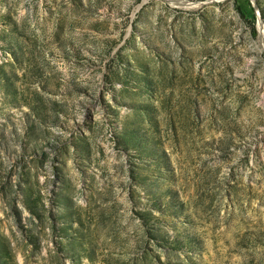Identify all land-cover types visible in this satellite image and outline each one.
Segmentation results:
<instances>
[{
	"label": "rangeland",
	"instance_id": "374dc122",
	"mask_svg": "<svg viewBox=\"0 0 264 264\" xmlns=\"http://www.w3.org/2000/svg\"><path fill=\"white\" fill-rule=\"evenodd\" d=\"M0 0V264H264V0Z\"/></svg>",
	"mask_w": 264,
	"mask_h": 264
},
{
	"label": "bare ground",
	"instance_id": "6f19581e",
	"mask_svg": "<svg viewBox=\"0 0 264 264\" xmlns=\"http://www.w3.org/2000/svg\"><path fill=\"white\" fill-rule=\"evenodd\" d=\"M170 1H171V3H173L172 5H177L180 7H188L190 5L189 3H187V1L185 2L184 0H170ZM259 31H260V34H259V39H258L259 42L258 43H259V45H261V47L264 48V28H263V25L261 23L259 24Z\"/></svg>",
	"mask_w": 264,
	"mask_h": 264
},
{
	"label": "water",
	"instance_id": "95a60500",
	"mask_svg": "<svg viewBox=\"0 0 264 264\" xmlns=\"http://www.w3.org/2000/svg\"><path fill=\"white\" fill-rule=\"evenodd\" d=\"M213 1H216V0H207L208 3L213 2Z\"/></svg>",
	"mask_w": 264,
	"mask_h": 264
}]
</instances>
